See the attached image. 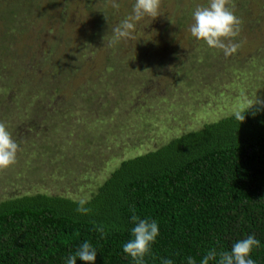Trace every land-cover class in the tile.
Wrapping results in <instances>:
<instances>
[{"label":"rangeland","instance_id":"374dc122","mask_svg":"<svg viewBox=\"0 0 264 264\" xmlns=\"http://www.w3.org/2000/svg\"><path fill=\"white\" fill-rule=\"evenodd\" d=\"M117 2L0 0V122L19 145L0 200L86 199L122 159L264 101V0H230L228 57L191 35L209 0H162L112 43L135 0Z\"/></svg>","mask_w":264,"mask_h":264},{"label":"trees","instance_id":"16d2710c","mask_svg":"<svg viewBox=\"0 0 264 264\" xmlns=\"http://www.w3.org/2000/svg\"><path fill=\"white\" fill-rule=\"evenodd\" d=\"M240 112L243 122L227 115L122 159L86 198L89 216L63 195L0 200V264H66L85 241L95 264H135L123 252L133 214L159 227L144 264L199 261L249 235L260 241L251 258L264 264V108ZM91 221L105 225L103 239Z\"/></svg>","mask_w":264,"mask_h":264},{"label":"clouds","instance_id":"9594fccd","mask_svg":"<svg viewBox=\"0 0 264 264\" xmlns=\"http://www.w3.org/2000/svg\"><path fill=\"white\" fill-rule=\"evenodd\" d=\"M162 0H135L132 8V15L123 19L112 29V43L120 40L133 38L135 22L140 21L145 16L156 18ZM230 0H209L208 5L197 7L193 13L194 23L190 27L191 35L198 40H203L210 48L222 50L225 57L237 52L239 43L234 42V38L239 36L242 21L235 15L228 6ZM111 7L119 10L120 4L117 0H111ZM105 18L108 17L105 15ZM259 105L264 108V101L258 98L250 104V108ZM236 119L243 122L245 115L241 112L235 113ZM19 145L12 139L11 133L7 130L5 123L0 122V169H7L16 163ZM77 203L76 212L80 215L89 216L92 209L86 205L87 199L81 198ZM131 221L135 226L131 230L132 238L123 244V252L135 261V264H144V259L151 254V245L155 242L159 227L155 220L149 222L140 219L137 215L131 216ZM97 232L103 239L108 233L105 225L96 224L91 221ZM260 246V241L254 235H249L233 244L231 251H220L211 249L199 261L194 257H187V264H256L251 258L254 248ZM97 251L93 245L87 241L83 242L74 255L68 257L66 264H76L77 258L85 264H95ZM161 264H173L171 258L162 260Z\"/></svg>","mask_w":264,"mask_h":264}]
</instances>
